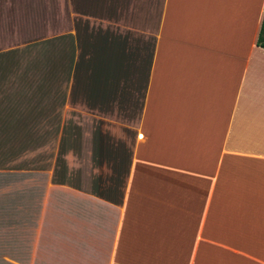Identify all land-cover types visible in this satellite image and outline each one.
Here are the masks:
<instances>
[{
	"label": "crops",
	"instance_id": "0c3cea01",
	"mask_svg": "<svg viewBox=\"0 0 264 264\" xmlns=\"http://www.w3.org/2000/svg\"><path fill=\"white\" fill-rule=\"evenodd\" d=\"M264 0H0V264H264Z\"/></svg>",
	"mask_w": 264,
	"mask_h": 264
},
{
	"label": "trees",
	"instance_id": "16d2710c",
	"mask_svg": "<svg viewBox=\"0 0 264 264\" xmlns=\"http://www.w3.org/2000/svg\"><path fill=\"white\" fill-rule=\"evenodd\" d=\"M256 44L264 48V11L261 17L258 34L256 37Z\"/></svg>",
	"mask_w": 264,
	"mask_h": 264
}]
</instances>
